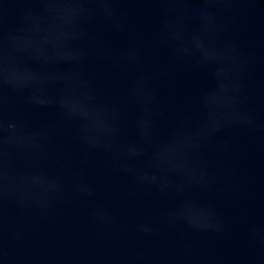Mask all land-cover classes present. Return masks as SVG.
Masks as SVG:
<instances>
[{"label": "water", "instance_id": "1", "mask_svg": "<svg viewBox=\"0 0 264 264\" xmlns=\"http://www.w3.org/2000/svg\"><path fill=\"white\" fill-rule=\"evenodd\" d=\"M0 264H264V0H0Z\"/></svg>", "mask_w": 264, "mask_h": 264}]
</instances>
